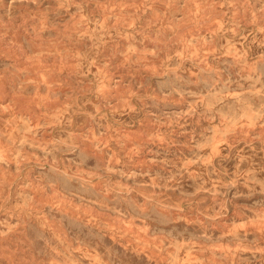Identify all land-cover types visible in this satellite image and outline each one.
<instances>
[{
  "label": "rangeland",
  "instance_id": "374dc122",
  "mask_svg": "<svg viewBox=\"0 0 264 264\" xmlns=\"http://www.w3.org/2000/svg\"><path fill=\"white\" fill-rule=\"evenodd\" d=\"M0 264H264V0H0Z\"/></svg>",
  "mask_w": 264,
  "mask_h": 264
},
{
  "label": "bare ground",
  "instance_id": "6f19581e",
  "mask_svg": "<svg viewBox=\"0 0 264 264\" xmlns=\"http://www.w3.org/2000/svg\"><path fill=\"white\" fill-rule=\"evenodd\" d=\"M16 39V38H15ZM9 41V40H8ZM16 41V40H15ZM18 45V44H17ZM23 46V45H22ZM18 47V46H17ZM8 48V47H7ZM10 51V50H9ZM14 51V50H13ZM12 54V53H11ZM15 55V54H14ZM14 57V56H13ZM20 57V56H19ZM15 58V57H14ZM22 58V57H21ZM24 59V58H23ZM32 63V62H31ZM32 65V64H31ZM36 66V65H35ZM34 71V70H33Z\"/></svg>",
  "mask_w": 264,
  "mask_h": 264
}]
</instances>
